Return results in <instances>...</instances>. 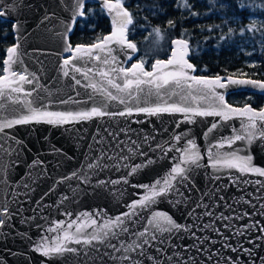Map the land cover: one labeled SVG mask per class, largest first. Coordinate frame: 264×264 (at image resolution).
<instances>
[{"label": "water", "instance_id": "water-1", "mask_svg": "<svg viewBox=\"0 0 264 264\" xmlns=\"http://www.w3.org/2000/svg\"><path fill=\"white\" fill-rule=\"evenodd\" d=\"M89 2L101 6V0H85V4ZM74 3L75 0H0V11L6 12L0 18L16 24L18 28V31H14L12 26L15 41L12 46L17 47L18 60L13 67L19 73L28 75L32 81L21 85L25 92L32 93L31 96L7 94L23 103H13L6 97H0V123L18 118L29 102L32 107L42 111L75 113L106 105L103 108L106 112L116 113L132 108L133 114L123 117L94 116L57 125L33 122L13 125L0 132V212L7 206L10 213L5 217V225L0 227V264H127L119 259L121 253L107 245L120 247L121 243H131L137 240L136 234L144 232L145 228H148L150 236L156 229L148 224V220L157 212L169 215L181 226L192 227L189 231L182 227L178 232L173 230L162 236L157 233V240L151 247L145 245V256L131 253L142 264H153L146 258L148 255L155 257L158 264H226V257H235L237 253L222 247L224 241L217 231L229 237L228 242L234 247H238L239 242L253 250L252 257L240 254L241 264H264V260L260 259L264 257V240H256L260 235L259 228L264 227V208L261 207L264 205V177L254 174L241 176L229 169L215 170L209 157L210 148L214 154H223L246 147L254 157L255 166L264 168V141L257 139L250 146L236 141L231 148L227 144L222 148L213 147L237 134L241 128L239 117L225 121L216 116H194V122L189 123L182 113H161L156 116L137 113V107L164 105L165 101L185 107H207L205 101L193 99V95L199 96L200 93L187 88L174 89L176 94L171 95L169 89H161L157 96L154 87L141 85L143 91L137 92L135 87L130 90L134 94L132 98L127 92L112 88L108 79L114 78V83L122 87L124 77L111 69L125 68L128 64L131 67L138 63L137 47L133 53L131 49L111 45L116 49L112 53L117 56L115 63L104 64L105 54L97 53L101 56L100 60L85 57L83 61H73L67 68L62 67L64 60L72 55L65 51L70 44L69 37L77 21L84 18L77 17L73 30L66 32V26L72 22ZM172 47L171 42L168 57L160 60H167L171 56ZM189 57L190 52L186 57L188 61ZM75 67L81 71H73ZM65 71L68 72L67 76L64 75ZM101 71L108 72L109 76L99 75ZM190 74L197 76L196 71ZM92 84L96 85L95 89L90 87ZM216 91L225 96L227 103L228 95L234 93L264 96V91L251 85H229ZM109 92L124 98L126 103H120L119 99H108L106 94ZM213 123L218 127L205 136L204 133ZM176 135L182 136L179 142L173 138ZM146 136L148 140H145ZM188 139L194 140L197 145L201 167L193 166L188 180L180 181L178 177L173 181L175 188L183 195L170 189L167 195L157 197L149 205L130 209L128 206L146 192L132 185H151L165 177L179 162L181 153L176 149L185 147ZM157 145L162 146L163 150ZM148 159L153 163L146 164ZM89 164L99 166L89 168ZM140 164L146 166L129 176L132 167ZM73 173L76 175L73 176ZM125 178L127 184L122 182ZM245 180L250 183H244ZM101 181L105 183L101 184ZM112 181L121 182L114 184ZM198 203L201 207H197ZM203 205H207V208ZM131 211L136 214L124 217V213ZM205 212L213 215L206 216ZM221 215L232 219L218 220L217 217ZM117 216L124 219L129 231L119 232L113 226L112 230L118 235L112 237L109 233L104 243L93 241L85 245L82 242H66L68 248L76 251H65L50 257L35 251L42 238L48 237L54 241L62 238L65 231L76 235L77 226H83L78 234L81 241L92 234L102 233L101 226ZM93 220L95 225H92ZM205 225H210L216 231L205 228ZM244 225H252L251 230L246 231L244 236L234 237L235 231ZM192 232L197 237L208 236L217 243L212 245L205 242L200 245L201 251H196L193 245L198 241L192 237ZM249 239L258 247L247 243ZM161 240L163 243H160ZM157 249L161 251L157 252ZM203 249L217 252L218 255L209 260V253ZM112 256L117 258L113 260ZM170 256L171 260L168 259Z\"/></svg>", "mask_w": 264, "mask_h": 264}, {"label": "snow or ice", "instance_id": "snow-or-ice-1", "mask_svg": "<svg viewBox=\"0 0 264 264\" xmlns=\"http://www.w3.org/2000/svg\"><path fill=\"white\" fill-rule=\"evenodd\" d=\"M85 0H75L73 6V15L72 22L66 26V32H71L73 26L76 22L77 17H86L91 13L84 11ZM245 5L241 3L240 7L243 8ZM176 7L187 11L191 16H197L198 13L193 10V5L190 0H176ZM101 8L107 15L111 18L112 23V32L109 35H105L102 38L98 37L97 40L90 45H78L73 48L70 44L67 45L65 51L72 53L71 57L64 60L62 67H69L73 61L80 59L83 61L85 57H88L92 60H100L101 56L97 53H104L105 57L103 59L104 64H109L110 62L115 63L117 61V56L112 53L116 51L110 47L115 44L121 49L127 48L131 49L132 52H136V45L130 42L127 39V33L129 31V26L133 24L134 17L132 13L125 7V0H101ZM6 15L5 11H0V17ZM169 27H175L176 24L173 20L168 21ZM256 25L255 22L250 24L247 29L242 28L241 34L244 31H253ZM14 31H18L17 25L13 24ZM153 33L157 38L162 39V30L159 27L153 29ZM229 33H232V29H229ZM223 39V37H222ZM172 50L171 56L167 60H156L151 66V71H146L144 67V61L141 60L138 63H134L130 68H113L112 72H119L124 77V83L121 87L120 84L114 83V78L108 79V84L115 88L118 92H127L130 98L133 97V93L130 91L133 87L136 88L137 92L143 91L141 85H149L156 89V95H160L161 89H169V93L176 94L174 89H184L193 90L196 93H200L199 96L193 95L194 100H203L207 103L206 108L200 107H185L175 103H167L165 101L164 105L157 104L154 107H137L135 111L137 113H144L148 116H156L161 113H182L185 120H188L189 123L194 122L192 117L194 116H216L220 117L222 120H229L233 117H239L241 119V128L236 135L230 138H226L222 142L214 145L215 148H222L227 144L229 148L236 141H242L246 146L252 145L257 139L264 141V108L259 110L253 109L250 105L245 104L243 107L232 106L226 102L225 96L221 93H218L216 89H225L229 85H251L254 88H258L261 91H264V82L257 81L248 78H236L237 74H232L227 78H221L219 75L215 77H205V76H194L191 75V72H195V66L188 61L186 58L189 55L190 47L188 39L184 38L182 33L181 38L172 40ZM6 58L3 60V69L0 71V97H6L11 100L13 103L21 102L8 93H17L23 94L26 96H31V92H25L21 85L25 83H32L28 75L21 74L16 71L13 67L14 64L18 63L17 60V47L12 46L6 49ZM126 54V53H125ZM131 59V56L128 57ZM73 71L80 72L81 69L78 67L73 68ZM91 71V69H89ZM101 76L108 77L109 73L101 71L98 73ZM64 75L67 76L68 72L65 71ZM240 76H246L245 73H240ZM79 83V81H77ZM174 86V88L172 87ZM93 89L96 88L95 84L90 85ZM103 91V89H101ZM189 94H192L191 92ZM107 98L110 100L119 99L120 103H126V100L121 97L112 95V93H107ZM170 98V97H169ZM23 103V102H21ZM67 103V101H64ZM106 105L102 107H93L90 111H81V112H51L46 110H41L40 108L32 107L31 102L24 106L23 114L19 115L16 119L5 120L0 123V132H3L7 128L13 127V125H23L29 123H48L52 125L57 124H66L71 121H81L87 120L94 116H130L133 114V109L128 108L126 111H120L116 113H109L103 110ZM179 126V125H177ZM218 125L213 123L212 126L204 133L205 136H208ZM185 136L187 133L184 134ZM177 142L182 139L181 135H176L173 137ZM149 138L146 136L145 140ZM158 148L163 150L162 146L157 145ZM181 153L179 162L176 163L171 171L163 178L157 179L151 185H132L133 187H139L146 190L145 194L136 202H133L128 207L130 209H136L138 207H145L150 203L154 202L157 197L165 196L168 194L169 190H173L178 195H183L178 189L175 188L173 181H176L177 178H180V181L188 180L190 173L193 170V166L196 168L201 167L199 161L201 159L200 153L197 149V145L192 139L187 140V144L182 149H176ZM243 153V154H242ZM166 154V153H165ZM209 157L211 159V167L215 170L219 169H229L235 170L240 173L241 176L254 174L260 177H264V168L257 167L254 164V157L250 154L247 148H236L233 151L219 154L213 153L211 148L209 149ZM111 159V157H108ZM122 159H128V157H123ZM153 161L148 159L146 164L150 165ZM183 165V166H182ZM99 164H89V168L98 167ZM144 164L135 165L132 167L129 176L137 172L138 169L143 168ZM119 167V165H117ZM73 176L76 173L72 174ZM71 177H66L70 179ZM218 178V177H214ZM178 181V182H180ZM87 182V181H84ZM121 181H112V183H120ZM127 184L128 180L125 178L122 181ZM101 184L105 182L101 181ZM244 183H250V181L245 180ZM256 183H259L257 181ZM27 187V185H25ZM66 199V197H65ZM223 199V197H221ZM180 201H177L179 203ZM248 203V201H245ZM197 207H201V204H197ZM207 208V205H203ZM264 208V205H261ZM195 211V210H193ZM135 211L124 213V217H130L135 215ZM7 206L4 207L3 211L0 212V227L4 226L6 223L5 217L9 216ZM192 215V213H189ZM204 215L212 216L213 213L205 212ZM247 215V213H245ZM243 217H236V219H242ZM218 220H230L232 217L218 216ZM95 220L92 221V225H95ZM148 224L156 229V232H153L150 236L148 233V228H145L144 232H139L136 234L137 240H133L131 243H121L120 247L115 245L108 244V247H111L115 252L121 253L119 259L126 261L127 264H142V261L135 259L131 253H136L138 256H145V245L151 247L152 243L157 240V233L163 235L164 233H172L173 230L180 231L183 227L185 231L191 229L189 226H181L177 224L169 215L157 212L154 213L152 218L148 220ZM113 226H116L119 229V232H128L129 229L127 225L124 224V219L121 216L115 217V219L108 221L102 227V233L92 234L90 238H86L81 241L78 238V234L82 232L83 226L76 227V235L71 234L67 231L63 233L62 238L58 237L54 241H50V238L44 237L41 242L36 245L35 251L39 252L42 256L50 257L53 255H61L65 251H76L75 249H70L67 247V243H83L85 245L91 244L93 241L97 243H104L105 240L109 238V233L112 237H116L118 233L113 231ZM69 227H72V224H69ZM228 227V225H225ZM205 228L216 231L214 228H211L210 225H205ZM252 225H244L242 228L237 229L234 233L235 236H244L246 231L251 230ZM49 231H56V229H49ZM200 231V229H197ZM259 233L256 237V240H264V227L259 228ZM192 237L198 241L194 244L193 247L196 248V251H201L200 245H203L205 242L215 245L217 241L210 240L208 236L197 237L195 232L191 233ZM217 235H221L224 243L223 248L230 250L233 253H237L235 257L229 256L226 257V264H241L240 254L252 257L254 252L252 249L244 247L243 243L238 242V247H234L228 242L229 237L223 236L217 231ZM139 241V242H138ZM67 242V243H66ZM163 243V240L160 241ZM249 244H254L252 239L247 241ZM257 246L258 245H255ZM139 250V251H137ZM185 247V251H187ZM160 252V249L156 250ZM203 251L208 252V259L211 260L213 256L218 255L217 252H209L208 249H203ZM107 255V253H106ZM117 257L112 256V259L115 260ZM148 260L152 261L153 264H158L155 257L148 255L146 257ZM169 260L172 257H168ZM261 260H264V257H260Z\"/></svg>", "mask_w": 264, "mask_h": 264}, {"label": "trees", "instance_id": "trees-1", "mask_svg": "<svg viewBox=\"0 0 264 264\" xmlns=\"http://www.w3.org/2000/svg\"><path fill=\"white\" fill-rule=\"evenodd\" d=\"M198 15L176 7V0H125V7L134 17L128 39L137 47L147 67L158 59H166L172 40L188 39L189 61L197 76L227 78L234 72L245 71L251 79L264 81V0H190ZM241 3L245 6L240 7ZM91 13L78 20L69 42L72 46L90 45L112 30L111 18L97 3H86L84 11ZM173 20L176 26L169 27ZM255 22L253 31L241 29ZM13 23L0 18V71L6 49L14 44ZM162 30L164 47L154 51L157 38L153 29ZM232 29V33H229ZM223 37V39H222ZM249 64H252L249 66ZM227 101L235 106L264 107V96L234 93Z\"/></svg>", "mask_w": 264, "mask_h": 264}, {"label": "rangeland", "instance_id": "rangeland-1", "mask_svg": "<svg viewBox=\"0 0 264 264\" xmlns=\"http://www.w3.org/2000/svg\"><path fill=\"white\" fill-rule=\"evenodd\" d=\"M163 47H164V42H163V40H161V39H160V40H157V42H156V44H155V47H154V51H156V52H162V51H163ZM137 60L140 62L142 59H141V57L139 56ZM155 61H156V60H155ZM155 61L151 62L150 65H149V67H147L146 64L144 63L145 70H146V71H149V70L151 69L152 64H153ZM251 65H252V64H249V66H251ZM240 73H245V74H246L245 71H241V70L238 71V72H234L233 74H237V77H242V76L239 75Z\"/></svg>", "mask_w": 264, "mask_h": 264}, {"label": "built area", "instance_id": "built-area-1", "mask_svg": "<svg viewBox=\"0 0 264 264\" xmlns=\"http://www.w3.org/2000/svg\"><path fill=\"white\" fill-rule=\"evenodd\" d=\"M125 68H128V67H125Z\"/></svg>", "mask_w": 264, "mask_h": 264}]
</instances>
